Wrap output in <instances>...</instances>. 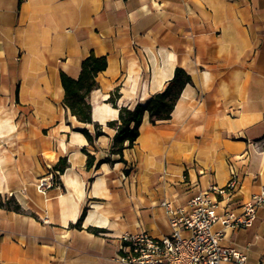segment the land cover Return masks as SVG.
<instances>
[{
  "label": "crops",
  "instance_id": "obj_1",
  "mask_svg": "<svg viewBox=\"0 0 264 264\" xmlns=\"http://www.w3.org/2000/svg\"><path fill=\"white\" fill-rule=\"evenodd\" d=\"M90 52L107 67L84 124L63 105L59 74L77 78ZM176 67L191 81L170 118L145 115L123 162L87 169L86 153H109L117 108L161 92ZM94 124L91 145L81 130ZM49 172L57 186L43 195L35 184ZM231 172L236 202L264 186V0H0V194L23 210L0 208V264H122L123 235L170 234L163 200L185 207ZM222 244L264 264V205Z\"/></svg>",
  "mask_w": 264,
  "mask_h": 264
},
{
  "label": "built area",
  "instance_id": "obj_2",
  "mask_svg": "<svg viewBox=\"0 0 264 264\" xmlns=\"http://www.w3.org/2000/svg\"><path fill=\"white\" fill-rule=\"evenodd\" d=\"M196 184H193L195 186ZM56 174L49 172L37 180L40 194L56 187ZM241 182L235 172L224 186L209 184L198 190L185 207L163 200L171 232L155 238L146 232L125 234L123 251L116 257L122 264H244L246 256L222 244L226 231L251 228L257 210L264 205V186L249 199L235 201ZM47 222V218L42 219ZM219 225L215 231L213 227Z\"/></svg>",
  "mask_w": 264,
  "mask_h": 264
},
{
  "label": "trees",
  "instance_id": "obj_3",
  "mask_svg": "<svg viewBox=\"0 0 264 264\" xmlns=\"http://www.w3.org/2000/svg\"><path fill=\"white\" fill-rule=\"evenodd\" d=\"M21 0H19L20 4ZM107 60L104 56L97 57L90 52L80 63V72L77 78H71L64 72H60L61 87L64 92L63 105L69 110L78 122L91 124V106L87 101L90 92L97 88L96 76L99 72L105 70ZM191 81L189 75L181 68L176 67L172 78L167 82L165 88L156 94H153L143 104L137 103L133 107L117 108V100L119 98L118 88L110 94L107 102L118 109V118L107 123V126L114 127L116 132L112 138L111 146L108 155L98 161L86 153V168H98L102 163H112V155H118V162H123V150L131 148L139 135V127L145 115L148 116V121L155 124L159 120H167L173 107L181 93L183 87ZM95 132L89 134L86 129L81 132L86 137L89 144H93L94 140L102 135L99 125L94 124ZM68 166L66 158H59L54 169L59 174L63 173ZM0 208L15 213H23L19 203L13 196L6 197L0 194ZM85 213L82 211L81 218Z\"/></svg>",
  "mask_w": 264,
  "mask_h": 264
}]
</instances>
